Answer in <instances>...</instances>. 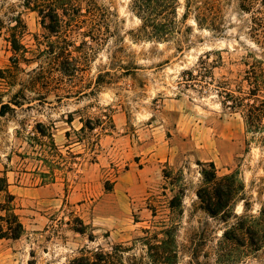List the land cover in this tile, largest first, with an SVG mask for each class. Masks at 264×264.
<instances>
[{"label": "rangeland", "instance_id": "obj_1", "mask_svg": "<svg viewBox=\"0 0 264 264\" xmlns=\"http://www.w3.org/2000/svg\"><path fill=\"white\" fill-rule=\"evenodd\" d=\"M92 1L111 13L113 35L101 46L79 36L84 22L65 17L54 34L26 0H0V70L20 68L0 92L8 101L24 86L29 99L0 119L10 183L0 204L13 195L25 228L19 240H0V264H85L97 254L113 264H264V129L224 105L225 92L253 103L245 79L256 62L264 71V0L250 11L217 0L220 35L194 16L184 22L178 0L180 31L168 42L141 36L133 0ZM79 3L85 11L87 0ZM17 14L26 26L18 54L9 41ZM65 46L80 67L73 77L52 59ZM33 70L50 83L29 87Z\"/></svg>", "mask_w": 264, "mask_h": 264}, {"label": "trees", "instance_id": "obj_2", "mask_svg": "<svg viewBox=\"0 0 264 264\" xmlns=\"http://www.w3.org/2000/svg\"><path fill=\"white\" fill-rule=\"evenodd\" d=\"M239 1V8L242 11H250L254 0ZM178 3V0H133V8L142 21V27L140 28L141 36L156 42H168V40L173 39L180 31L176 22ZM24 7L31 11L38 12L43 17L44 24L48 21L47 28L54 34H60L63 28H67L65 27L66 22L64 18L69 17L70 21L75 24L84 22L88 27V31L78 32L79 36L83 38L89 37L99 46L103 45L107 38L113 35V32H111L109 28V24H106L104 21V15L107 14L109 16L111 13L99 8L92 0H87L85 11L79 3V0H26ZM59 11H62L63 17L59 14ZM190 16H194L200 29H209L217 35L224 32L221 16L218 12L217 0H185L182 20L185 22ZM10 22L15 25L11 28L13 32L9 41L15 53L18 54L20 50L24 49L20 41L26 26L20 14L10 18ZM3 27L4 21L0 18V34ZM68 33L69 35H73L72 30H68L67 35ZM82 44L89 46L88 42L85 40H83ZM52 56L62 77H73L80 70V67L73 60L67 46L59 48L57 52L54 51ZM18 62L19 61H16V63ZM19 69L20 68L17 67L15 70H0V87L4 85L14 87L18 81L16 70ZM202 70L203 76L206 77V73H208L209 70L204 61L201 66V71ZM32 72L34 75L32 81L28 83L30 85L29 87L37 84V78L46 80V84L50 83V78L45 76L46 72L43 70H33ZM186 76L190 78V81H198L194 78L195 76L192 71L187 72ZM102 79L103 75L100 74L96 81L98 88L104 83ZM245 80L250 87L245 94H247L249 98L252 97L251 99H254L253 103L245 104L244 101L235 96L233 92H225L229 102H226V104L224 103V105L230 109L243 108L247 110L246 116L250 125L260 131L264 129V100H260L258 97L260 94L264 93V71L259 62L251 65L250 69L246 71ZM28 84L26 85L28 86ZM22 90L9 97L8 101H4L5 94L0 92V119L6 117L10 112H15L12 106L20 108L25 103L29 102V99L22 94ZM240 93L244 92L241 91ZM211 166L213 167V164H211ZM9 187L10 183L6 173L0 172V193L8 192ZM199 198L202 200L204 199L201 192H199ZM219 198L220 196L217 191L215 192V196L208 198L209 205L207 210L211 214L215 215V211L211 208V206L215 204L213 200ZM14 199L15 197L9 194L7 204H0V211H6L7 213L5 218L1 217V220L5 221L7 226L6 229L2 226L0 227V240H19L25 232L24 225L10 206ZM112 258V254H97L95 260H87L85 264H113L114 262L111 261Z\"/></svg>", "mask_w": 264, "mask_h": 264}, {"label": "crops", "instance_id": "obj_3", "mask_svg": "<svg viewBox=\"0 0 264 264\" xmlns=\"http://www.w3.org/2000/svg\"><path fill=\"white\" fill-rule=\"evenodd\" d=\"M1 241H4V240H1Z\"/></svg>", "mask_w": 264, "mask_h": 264}]
</instances>
